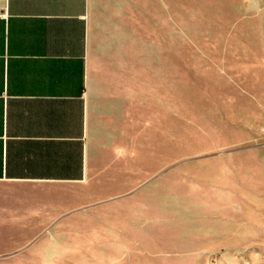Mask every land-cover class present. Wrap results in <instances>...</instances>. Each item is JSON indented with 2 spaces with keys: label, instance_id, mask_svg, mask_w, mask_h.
Segmentation results:
<instances>
[{
  "label": "crops",
  "instance_id": "crops-1",
  "mask_svg": "<svg viewBox=\"0 0 264 264\" xmlns=\"http://www.w3.org/2000/svg\"><path fill=\"white\" fill-rule=\"evenodd\" d=\"M176 165V0H0V259Z\"/></svg>",
  "mask_w": 264,
  "mask_h": 264
},
{
  "label": "rangeland",
  "instance_id": "rangeland-1",
  "mask_svg": "<svg viewBox=\"0 0 264 264\" xmlns=\"http://www.w3.org/2000/svg\"><path fill=\"white\" fill-rule=\"evenodd\" d=\"M176 61L166 193L98 208L0 264H264V0H176Z\"/></svg>",
  "mask_w": 264,
  "mask_h": 264
}]
</instances>
